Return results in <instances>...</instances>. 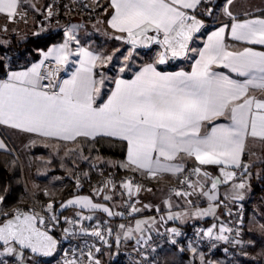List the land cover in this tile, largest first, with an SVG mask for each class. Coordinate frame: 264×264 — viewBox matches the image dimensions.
Segmentation results:
<instances>
[{"label":"snow or ice","instance_id":"obj_1","mask_svg":"<svg viewBox=\"0 0 264 264\" xmlns=\"http://www.w3.org/2000/svg\"><path fill=\"white\" fill-rule=\"evenodd\" d=\"M200 3L201 0H108V26L121 34L115 39L125 40L133 49L156 43L163 51L131 80L115 78V88L106 100L101 98V88L108 77L95 69L98 62L106 67L114 54L102 56L79 46L73 51L70 44L73 41L80 44L74 34L76 26L66 29L63 42L48 47L42 52L43 59L24 71H11L0 60V74L4 77L0 78V125L62 141L102 137L126 142V162L121 166L152 177L182 173L185 169L177 162L178 158L194 159L199 166L192 172L211 185L209 191L201 194L215 201L218 185L236 176V172L229 169L247 168L241 163L246 139L252 137L264 142V96L250 94L257 90L264 93V50L252 47L264 48V18L236 21L226 5L224 12L233 19L230 39L246 46L231 50L233 46L225 43V30L229 27L225 25L208 36L204 47L197 50L189 45L204 25L185 10L194 9ZM231 3L232 0H227V4ZM18 8L19 0H0V14L6 15L10 22H14ZM52 14L49 10L48 15ZM150 32L154 35H149ZM35 35L40 38L39 33ZM190 52L198 56L190 72L157 70L156 65L187 57ZM131 55L130 50L124 60ZM72 56L78 60L70 61ZM48 60L54 61L56 67L42 71ZM70 62L78 63L79 67L70 79L58 80V73ZM214 66L245 79H233L231 75L215 71ZM125 67H120L119 72L123 73ZM221 117H226L228 122L215 123ZM0 149H6L3 141H0ZM200 166H217L220 175L213 176ZM181 183H187L193 192L205 186L204 182L193 183L187 178ZM122 187L130 196L133 190L140 191V186L131 180L123 182ZM233 188L244 189L245 183L234 184ZM3 191L5 195H0V204L5 201L8 188ZM193 192L177 191L176 195L187 197ZM110 198L104 197L105 200ZM233 198L242 200L243 195L235 192ZM67 205L102 209L113 215L107 207L93 203L87 196L70 199L62 207ZM52 207L49 203L47 210L51 211ZM132 211L138 209L133 207ZM213 212L210 206L196 215ZM175 218H179V214ZM51 219L55 221L57 217L53 215ZM142 223L147 222H136L135 231H141ZM38 224L45 225V219L34 211L15 209L9 213L0 208V246L3 247L0 255L8 254L19 264H24V250L52 255L58 242ZM171 231L180 235L176 229ZM219 231L215 239L228 241L223 233L231 229L221 226ZM92 234L103 239L99 231ZM204 235L211 238L212 228Z\"/></svg>","mask_w":264,"mask_h":264},{"label":"crops","instance_id":"obj_2","mask_svg":"<svg viewBox=\"0 0 264 264\" xmlns=\"http://www.w3.org/2000/svg\"><path fill=\"white\" fill-rule=\"evenodd\" d=\"M35 1V0H34ZM210 0H201V3L197 5L194 9H187L185 10L188 15H195L196 10L201 9L203 7V3H206ZM29 3L32 5V7L35 5L32 4L33 0H29ZM29 3L26 2V0H19V8H18V15L15 17L14 22H19L16 19H18L21 15L20 10L21 7L24 5H29ZM108 5V0H103V5L100 8L99 13L96 16V19L94 22H92V26L90 28L89 24L84 23L82 25H79L80 23L74 19L70 25L65 27L66 29L72 28V26H76L74 30V34L77 37V39L80 41V44L77 45L75 41H73L70 44V47L75 51V49L79 47H84L88 49L89 51H92L96 54L100 55L99 47L96 45V41H94L90 35L84 34L83 30L80 26L85 28L87 25L92 31L94 28H102L103 30H106L108 34L110 35H121L120 33H116L113 29H111L108 26L107 20L110 18L108 15V12L110 9L106 11ZM227 5L229 11L233 14V17H235L236 21H243L246 19H257V18H264V0H232L231 4H227V0H224L221 2L215 11L213 12V18L211 22H215L216 25L205 32L199 37H195L193 40L190 48H195L197 50L204 47V44L207 42L208 36H210L214 31L219 29L221 26L228 25L229 27L225 30V43L232 45L233 48L231 50H240L244 46V44L233 41L230 39V25L233 22V19L227 16L224 12V7ZM27 7V6H26ZM25 7V8H26ZM36 9L31 8L30 12L27 11V15L30 16V20L35 22V26H37V22L40 19L39 13L35 12ZM29 12V13H28ZM26 15V16H27ZM24 18V17H23ZM10 22L9 18L4 15L0 14V50H2V47H10L14 46V42H17V38L19 35L11 34L9 32L10 26L12 23ZM86 26V27H87ZM6 29V30H5ZM7 31V32H6ZM44 31V30H43ZM46 31V30H45ZM44 31V32H45ZM94 32V31H93ZM36 33L41 34L42 32H34V35ZM94 34V33H93ZM97 35V34H96ZM99 35V34H98ZM104 36V34H102ZM12 41H10V39ZM9 39V40H8ZM5 40V41H2ZM197 40V41H196ZM63 40L55 42L50 44L48 47H51L53 44H59L62 43ZM13 44V45H12ZM155 44V43H154ZM48 47L44 50L39 51V56L36 58H33L30 60V62L27 63H15L13 61L14 57L18 56V52L15 49H10L6 54L8 55L7 58L9 62H11L10 66L8 67L11 71H24L27 68L31 67L33 63H39L41 59H43L42 52L47 51ZM132 47V45L130 46ZM153 47V46H152ZM256 48L257 50H264V48H261L258 45L252 46ZM138 47H136L137 49ZM139 49V48H138ZM150 49H140L143 53H149ZM161 51H163V48L161 47ZM4 55V54H3ZM156 58V57H155ZM154 59H147L146 61L140 63L135 69H133L128 74H119V73H110L104 71V68L101 67L100 63H97L95 71L97 73L103 72L108 79H106L104 86L101 88V98L102 100H106L107 96L111 94V91L115 88L114 80L115 78L119 77L122 79L131 80L134 75L141 70L142 67H144L148 63H153ZM198 59V56L196 53L190 52L187 57H185L182 60H179L177 63V66L174 68H167L166 64L163 65H156L157 70L161 72H177V71H185L190 72L192 70V66L195 63V60ZM78 60L76 56L70 57V61ZM79 67V64H73L69 63L68 65L64 66V74L60 81L65 79H70L72 73L75 71V69ZM215 71L223 72L225 74L231 75L233 79H239L243 80L245 78L239 77L236 74L229 73L227 69L223 68H215ZM109 74V75H107ZM4 78V77H0ZM99 79V76L96 77ZM107 85H109L108 89H106ZM107 90L105 94L103 92ZM250 94H254L256 96H264V93L257 91H253ZM102 100L100 102H102ZM228 120L226 117H221L218 120L215 121V123H227ZM210 127V126H209ZM79 138L84 137H78L75 141H62V140H56L52 138H45L40 137L34 133H25L21 132L16 129H12L10 127L0 125V141H3L6 145V149H0V150H9L10 147H22L26 146V144H32V141H35V143L43 144L45 146H49L52 148L53 144L54 146L61 145V147L64 144H74L77 142ZM90 139V138H87ZM104 160V164L107 166L108 169H115V170H128L129 172L135 173L138 178L142 180H146L150 183V187L147 191L144 192H135L133 190V194L130 196L125 191L126 197H133L134 198V208L138 209V211L133 212L132 210L129 212H125L123 210L124 207V201L122 197L115 196L114 193H111V190L107 193L106 191L102 192H93V196L86 193H79L75 194L71 197H69L66 201L62 203V205H66L67 201L70 199H73L77 196H87L90 197L93 201V203H97L100 205H103L104 207H107L113 215H109L108 213L104 212L102 209H82L78 205H67L66 207H62L65 209V211H90L93 213L94 217L96 219H107L109 221V224L111 225L112 235H113V241L116 245L121 244H129V243H137L142 242L145 240L151 233L162 229L163 227L167 225H183L192 222V220L188 221L187 223H179V219H181L184 215V212L186 209H191V206L194 205L195 214L198 211H201V209H198L199 207L202 208H208L210 206H217V216H219L216 219H213L211 215H203L198 216L195 215L193 217V220H203L209 224H214L215 222L218 223H226L227 220L230 217L231 211L238 202L243 200H248L249 204L251 205L252 199L255 197H259L261 194L260 190H258L254 184L256 182H259L262 176V167L261 163L264 162V142L260 141L259 139H255L252 137H248L245 141V148L244 153L241 157V163L242 165H246V173L240 177L236 178L227 183L219 184L217 189L215 190V195L217 199L215 201H210L206 196L202 195V191H209L211 188L210 182L203 181V178L201 176H197L194 174L193 177V183L196 181L204 182L205 186L201 190L200 188H196L195 192H193L192 188H187L185 192H193L192 195L185 197L184 195L177 196L176 191L170 189V185L172 183L177 182L180 178L182 173L172 174V173H162L155 177H152L151 175L147 173H142L139 171H132L130 168L122 167L121 165L126 162V156L123 159H113V158H102ZM179 163L183 164L184 169L187 166H194L197 167L196 161L191 158H184L183 160H179ZM202 170H206L210 172L213 176H219V169L217 166H200ZM106 168V169H107ZM233 170V169H229ZM248 172H252L253 176H247L246 174ZM235 180H242L245 183L244 189H234L233 188V182ZM239 192L240 194H243L242 200H236L233 198L234 193ZM102 195V197H101ZM108 196L111 197L110 199L105 200L104 197ZM97 198V199H94ZM133 209V208H132ZM179 214V218L177 215ZM169 216L174 217L173 219H169ZM189 220V219H188ZM137 221H146L147 223H142L141 225V231H133L131 235H126L125 229L120 228L119 226H128V225H135ZM142 228H144L142 230ZM245 232V231H244ZM242 237V236H241ZM244 239V238H243ZM237 248L235 253L238 250V247L241 245V238L238 241ZM195 249V251H193ZM175 251H179L183 256L191 257L194 255L196 262L199 261L198 255L201 258V260L206 261L208 264H224L226 263V260H232L235 258L236 255H234L230 259H224L222 257H216L212 260H209L203 251L196 246L195 244L188 243L185 244L183 250H178L176 248L170 247V246H164L160 252L158 257V264H175V258H173ZM233 261V260H232Z\"/></svg>","mask_w":264,"mask_h":264},{"label":"rangeland","instance_id":"obj_3","mask_svg":"<svg viewBox=\"0 0 264 264\" xmlns=\"http://www.w3.org/2000/svg\"><path fill=\"white\" fill-rule=\"evenodd\" d=\"M26 2L29 3V0H26ZM64 2H67V4L64 3L65 9H63L62 12L67 16L70 15V18H74L76 21H78L80 23L79 25H82L84 23H87V25L89 24L90 28L93 27L92 22L95 21L96 16L100 11L101 6L103 5V0H65ZM34 3L35 5L33 7L30 3L29 5H26L27 7L25 5L21 7V16L16 19L19 22L15 21L10 26L9 32L11 34L19 35L17 41H22L29 37L36 36L34 35V32L43 33L48 29L57 30L58 28H65L70 25V23H72L70 22L68 24H65V22H60L58 14L61 12V2L54 3V0H33L32 4ZM56 4H59V7H57ZM34 7L36 9L35 12H38L40 15L37 26H35L34 21L30 20L31 15L26 14L27 11L30 12V9ZM49 10H51L53 13L51 16L48 15ZM54 10L57 11L54 12ZM56 18H58V21L56 20ZM86 26L84 29L82 26L80 27L83 30L84 34L90 35L91 38L96 41V45L100 50V55L107 56L114 54L112 62L109 63L106 67H103L104 71L106 72L108 71L114 74H128L140 63L146 61L147 59H154L157 54L161 52V46L159 44L155 43L149 53H143L138 48L133 49V47L125 45L123 43V40L115 39L114 37L116 35H109L108 32L106 30H103L102 28H94L93 32L88 26ZM102 34H104V36H102ZM1 39L2 38H0V40ZM9 39L10 41H12L11 38ZM117 49H119V51H117ZM130 50L132 51V55L127 61H125L124 57L128 56ZM125 65V71L123 73H120L119 68ZM37 144L39 143L26 144V146H22L19 148L11 146L9 149L18 158L21 164L22 177L24 182V199L22 203H25V206H29L36 201H58L57 198H59L61 192L69 181H74L78 183V185L79 183L83 184L85 180H88L90 172L86 169L78 170L77 167L81 166L82 163H88L90 165V168L97 172H103L104 170L108 169L104 164V160L102 159L103 157H91L88 151L85 150L84 147L79 143L64 144L62 147L61 145L54 146L53 144L52 148L43 144H39L47 147V149L33 151L32 146ZM51 152H53V154H55L61 160L60 170L62 169L63 171H58V169L56 170L54 165H42L38 163L39 160L51 161ZM246 175L251 177L253 176L252 172H248ZM98 179L94 181L96 182V184H92L91 189L93 192H97L96 190H101L102 192L106 191L108 193L111 190V193H114V195H116V186L105 187L106 181H103L104 178L101 181ZM240 182L243 181L235 180L232 184L234 185ZM171 185L169 186L170 189ZM141 190L142 188L140 187V191ZM261 194L263 195L252 199L253 201L250 205V212L244 224L243 235L241 237L242 242L240 247H238L237 252L235 253V258L232 259L233 261L226 260V263L224 264H245V262L251 260L259 261L261 259H264V193ZM199 206L200 205H198L197 207L198 209H201V211L207 210L209 208H202ZM12 207L10 206L8 209ZM194 207L195 206L192 205L191 209H186L183 217L179 219L178 222L187 223L190 220L194 221L193 217L196 218L195 209L197 210V208ZM211 207L214 209V212L210 215L213 219L218 218L219 216H217V206ZM0 208L5 209L4 203L2 206H0ZM5 210L9 212L7 209ZM123 228L125 229L126 234L129 233V230H132V233L136 229V224L134 226L126 225ZM143 229L144 228H142V230ZM0 251H3V247H0ZM175 252L176 253H174L173 256V258H175V264H208L206 261L201 260L199 255V261L196 262L194 255L191 257H187L183 256L179 251ZM26 255L28 257H33L31 254Z\"/></svg>","mask_w":264,"mask_h":264},{"label":"built area","instance_id":"obj_4","mask_svg":"<svg viewBox=\"0 0 264 264\" xmlns=\"http://www.w3.org/2000/svg\"><path fill=\"white\" fill-rule=\"evenodd\" d=\"M64 1L65 0H54V3L61 2L62 4H67V2ZM58 5L56 4L57 7H59ZM55 11L57 10H54V12ZM203 25L204 27L200 32L196 33V37L201 36L203 32L214 27L216 23L204 20ZM175 60L176 59H169L167 63H173ZM55 67V62L48 60L45 61L42 71L50 70ZM63 74L64 68L58 73V80H61ZM44 83H47V81H44ZM193 168L194 166H187L181 178L177 182L172 183L171 189L182 193L185 192L188 185L187 183H181V181H184L186 178L191 182L193 181ZM232 171L236 172V176L234 177V179H236L245 174L246 168H236ZM103 178L106 184L108 181L112 182L111 184H107V186L117 187L115 196L122 197L124 201L123 210L125 212L132 210L134 198L124 195L126 190L122 187V183L131 180L134 185H139L142 188V190L139 191L141 193L148 190L150 187L148 181L130 174L117 175L114 172H107L103 173L98 180L101 181ZM93 183L96 184V182ZM79 185L82 184L79 183ZM57 202L58 201L54 200L45 202L36 201L29 206L17 205L8 209L9 212L20 209L21 211H34L38 213L45 219V225L39 226L53 233L59 240L58 250L53 257L49 259L39 258L33 255V257H28L24 253V264H66V262H74V264H95L96 261H99V264H101L99 253L107 251L110 252L108 258L111 262H122L125 264H158L159 252L164 246L183 250L185 244L188 243L198 246L209 260L216 257L230 259L235 255L238 244L236 241H239L243 235L249 205L248 200L238 202L235 208L232 209L229 219L224 224L215 222L211 225L203 220H194L183 225L170 224L151 233L142 242L116 245L113 241L111 225L107 219H96L90 211H65L64 208H62V204L56 205ZM49 203L53 206L51 211L47 210V205ZM2 205L3 204H0V206ZM53 215L57 217V220L53 221L51 219ZM88 216L92 218H81ZM221 226L231 229V231L223 233L229 238L228 241L215 239L217 235H220L219 230ZM209 228L213 230V236L211 238L204 235ZM65 229H67V232ZM172 229H176L180 235H174L171 231ZM94 231H99L103 239L93 235L92 233ZM97 249H99V251H97ZM0 262H6V264H19L17 259H14L8 254L0 255Z\"/></svg>","mask_w":264,"mask_h":264},{"label":"trees","instance_id":"obj_5","mask_svg":"<svg viewBox=\"0 0 264 264\" xmlns=\"http://www.w3.org/2000/svg\"><path fill=\"white\" fill-rule=\"evenodd\" d=\"M213 0H210L209 2L203 3V7L201 9L196 10L195 14L200 17H204L207 10L211 6ZM224 0H218V3L215 6V9L217 6L223 2ZM61 12L58 14V18H60V22H65V24H68L70 22L74 21V18H70V15H66L62 12L64 8V4H61ZM214 9V11H215ZM58 18L56 20L58 21ZM213 18V14L211 18L207 20H211ZM87 20V19H86ZM64 32L65 28H58L57 30L48 29L45 32L40 34V38H37V36L29 37L22 41H15L14 46L10 47H2V50H0V60H3L5 63V67L8 69V67L11 65L7 58V52L10 49H15L18 52V56L14 57L13 61L15 63H27L30 62L31 59L36 58L39 56V51L46 49L50 44L61 41L64 39ZM117 36V35H116ZM51 37V39H48ZM127 46V43L123 42ZM13 45V44H12ZM140 49V48H139ZM143 51V50H142ZM4 54V55H3ZM179 60H175V62H168L166 64L167 68H174L177 66ZM0 77H3V74H0ZM109 85H107L106 89H108ZM103 92V94L106 93V90ZM76 143H79L84 147L85 150L88 151L89 155L91 157L94 156H101L105 158H113V159H123L126 156V142H122L113 138H102L97 137L95 140L87 139V138H79ZM33 151H40L45 150L47 147L43 145H33L32 146ZM49 150V149H48ZM51 161H41L39 160L38 163L42 165H51L55 166V169L58 171L60 170V163L61 160L51 152ZM39 164V165H40ZM262 167V176L259 182H256L254 186L260 190L261 193H264V162L260 164ZM78 170H89L90 176L88 180H85L82 185H78V183L74 181H69L68 184L65 186L63 191L61 192V195L59 198H57V206L62 204L64 201H66L69 197L79 194V193H86L93 196L92 191V184L94 181H96L98 178L102 176L103 173L107 172H114L117 175H123V174H130L132 176L137 175L135 173L129 172L128 170H115V169H107L103 172H97L90 168V165L88 163H82L81 166L77 167ZM7 187L8 193L6 194V199L3 202L4 208L8 210V208L11 206L16 205H26L25 203H22L24 199V182L22 177V169L21 164L18 160V158L10 151V150H0V195H5L3 189ZM97 199V198H94ZM250 212V204L248 205L247 210V217ZM246 217V219H247ZM25 254H29L27 251H24ZM110 256V252H100L99 257L101 260V264H125L122 262H111L108 258ZM245 264H264V259H261L259 261H248L245 262Z\"/></svg>","mask_w":264,"mask_h":264},{"label":"water","instance_id":"obj_6","mask_svg":"<svg viewBox=\"0 0 264 264\" xmlns=\"http://www.w3.org/2000/svg\"><path fill=\"white\" fill-rule=\"evenodd\" d=\"M217 3H218V0H213V1H212L211 6L209 7V9H211V11L209 12V9H208V11L206 12V14H205L204 17L195 16V15H191V16H195L196 19L200 20V21L202 22V24H203V21H204V20H207V19L211 18V16H212V14H213V12H214V9H215V6H216ZM149 35H154V33H151V32H150ZM195 37H196V34H195ZM160 38L162 39V35H161ZM194 39H195V38H194ZM123 41L126 43L125 40H123ZM192 42H193V41H192ZM192 42H190L189 47L191 46ZM127 44H128V43H127ZM128 45H130V44H128ZM153 45H154V43H151V44H148L147 46H138V48L145 50V49H150V48H152ZM184 58H185V57H182V58H176V59H177V60H182V59H184ZM37 226L40 227L39 224H38ZM40 228H41V230L48 231V230H46V229H43L42 227H40ZM48 232H49V231H48ZM49 234L52 235V236L54 237V239H56L57 242H58V243H57V248H56L55 252H53L52 255H50V256H43V255H40V254L32 253L30 250H24V251H27L29 254H31V255H33V256H35V257H39V258L49 259V258L53 257V256L56 254L57 250H58V247H59V240H58V237L55 236L53 233L49 232ZM0 247H2V246H0Z\"/></svg>","mask_w":264,"mask_h":264}]
</instances>
